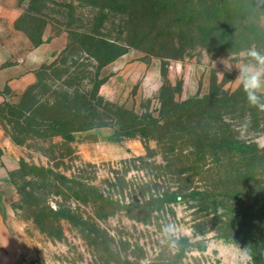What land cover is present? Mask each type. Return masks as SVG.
<instances>
[{
  "label": "rangeland",
  "instance_id": "obj_1",
  "mask_svg": "<svg viewBox=\"0 0 264 264\" xmlns=\"http://www.w3.org/2000/svg\"><path fill=\"white\" fill-rule=\"evenodd\" d=\"M185 1L18 0V13L11 20L0 19V39L5 42L0 43V53L5 65L24 67L32 52L51 44L55 51L44 62L50 63L68 45L69 32L91 34L92 39L84 37L82 42L118 43L128 48L100 72L106 80L99 96L108 103L156 117L162 103L209 94L212 81L222 98L225 94L230 97L240 88L234 82L238 70L233 67L228 72L219 61L252 45L264 52V0H205L211 5L233 6L231 11L237 10L238 20L208 27L207 37L199 40L194 39L191 28L177 29L173 16L168 22L162 20L172 4ZM167 25L172 33H163ZM151 29L153 35L148 36ZM74 35L71 38L80 41ZM73 58L90 64L85 62L88 56L80 52ZM43 64L33 67L31 81L27 77L16 88L6 90L7 100L0 106V211L8 231L7 242L3 239L1 246L9 251L10 262L231 264L238 246L250 250L251 264L254 257L264 264V162L247 164L234 152L211 148L198 154L186 147L174 159L156 154L144 168L124 173L128 166L124 161L145 156L146 147L156 150V143L144 145L136 138L115 142L110 139V128L76 133L73 143L22 131L14 106L35 84ZM216 71L223 72L224 78L218 79ZM93 74L91 67L79 71L85 78L80 87L85 93L91 89ZM37 99L44 101L49 95ZM224 103L219 104L220 114L213 118L211 133L253 145L264 153V112L251 107L245 97ZM217 157L233 162L215 169L211 160ZM9 159L10 165L15 162V170L24 163L81 179L119 205L99 202L88 206L68 197H52L48 203L51 211L60 204L79 217L78 221L57 219L41 204L36 210L38 201L29 194V187L10 174L15 170L8 178L4 176ZM117 179L123 180L122 188ZM180 190L188 196L152 212L149 218H130L129 210L124 209V199L128 204L136 198L141 204L150 195ZM169 224L180 227L178 243L163 232Z\"/></svg>",
  "mask_w": 264,
  "mask_h": 264
},
{
  "label": "trees",
  "instance_id": "obj_2",
  "mask_svg": "<svg viewBox=\"0 0 264 264\" xmlns=\"http://www.w3.org/2000/svg\"><path fill=\"white\" fill-rule=\"evenodd\" d=\"M22 1L20 0V3ZM204 1L187 0L183 3L172 4L171 10L166 11L162 20L168 22L173 16L177 29L191 28L190 32L196 33L193 37L197 40L207 37L208 27L221 26L222 22L232 25L238 20V17L235 16L237 10L231 11L233 6L211 5L210 1H206V3ZM229 9L230 11H228ZM222 18L227 19L222 21ZM155 20L156 16L153 24L156 22ZM167 30L172 33V28H168V25L163 33ZM152 32V29L149 30L148 36L153 35ZM68 35H70V40L62 53L52 62L44 63L41 66L36 73L35 84L23 93L20 102L14 106L18 113L17 125L22 131L38 134L45 139L60 137L64 141L73 143L76 133L110 128L113 131L110 139L115 142L136 138L140 139L144 145L150 141L156 143V150L146 147L145 156L124 161L123 164L128 165L124 173L131 168H144L156 154L170 156L174 159L179 155V151L186 147H191L198 154L211 148L234 152L238 154L240 162L247 164H251L253 160L259 163L264 162V153L258 151L255 146L211 133V124L215 121L213 118L220 114L219 104H225L224 101L246 98L242 88H239L230 97L225 94V97L222 98L212 81L210 93L202 98L170 102L169 104L162 103L156 117L148 111L137 114L123 106L108 103L99 96V89L106 80L100 76L101 70L121 57L128 48L118 43H83L84 37L92 39L91 34L84 33L79 36L69 32ZM73 35L79 37L80 41H75V38L73 40L71 38ZM175 48V46L171 47L173 50ZM76 52L87 55L88 58L85 59V62L90 64L79 63L78 59L80 60L81 57L75 60L73 55ZM88 67L92 68L94 74L89 78L91 89L85 93L80 88L85 78L80 77L79 71ZM49 80L50 82H48ZM57 83L58 85H55ZM41 95H49V99L44 101L37 99ZM211 162L216 169L231 165L230 162L233 160L228 161L217 157ZM233 164H237V162ZM115 173L117 174V172ZM10 174L12 177L19 176L20 180L29 187V194L38 201L36 210L41 209L39 208L41 204L43 205L42 209L47 208L57 219L78 221L79 217L72 214L70 210H65V207L60 204H58L57 210L51 211L48 203L52 197H68L74 202L88 206L96 205L99 202L119 205L117 201L114 202L112 198L104 197L97 192L96 188L84 183L81 179L70 178L44 166L22 163L17 170ZM116 181L122 188L123 180L117 179ZM26 189L27 187L23 188L22 192H25ZM141 195L145 196L144 193ZM187 196L186 191L180 190L179 192L150 195L141 204L136 198L135 202L128 204L124 199V209L129 210L130 218L139 219L146 218V216L149 218L152 212L159 211L165 205L177 203ZM101 209L103 210V207ZM253 264H260L257 260L255 261V257Z\"/></svg>",
  "mask_w": 264,
  "mask_h": 264
},
{
  "label": "clouds",
  "instance_id": "obj_3",
  "mask_svg": "<svg viewBox=\"0 0 264 264\" xmlns=\"http://www.w3.org/2000/svg\"><path fill=\"white\" fill-rule=\"evenodd\" d=\"M234 59L237 62L232 64L230 61ZM219 62L228 72H231L233 67L238 70L234 82L242 88L248 104L264 112V52L252 45L239 53H230L227 58H221ZM212 64L215 68L216 62L212 61ZM216 74L218 79L224 78L223 72L216 71ZM163 232L178 243L181 236L178 225L169 224L163 229ZM252 259L251 252L247 247L237 246L235 254L231 258V264H251ZM145 264H150V262L146 261Z\"/></svg>",
  "mask_w": 264,
  "mask_h": 264
},
{
  "label": "crops",
  "instance_id": "obj_4",
  "mask_svg": "<svg viewBox=\"0 0 264 264\" xmlns=\"http://www.w3.org/2000/svg\"><path fill=\"white\" fill-rule=\"evenodd\" d=\"M20 7L18 6V0H0V19L11 20L14 17ZM10 22V21H8ZM0 43H5L0 39ZM54 43V41H51ZM55 49L52 45H45L40 49H36L34 52L30 54L28 58L24 61V67L16 66V65H5L1 53H0V106L7 100L6 97V90L16 88V84L18 81L26 80L27 77L32 79V71L33 67H38L39 65L43 64L48 60V58L52 55ZM28 68V70H27ZM2 146V140L0 135V149ZM8 163H5L7 166L6 171L4 170V176L8 178L9 172L15 170L16 164L12 162L13 165H10V159ZM1 152H0V193H1V186H2V163H1ZM7 229L5 228V224L3 222L1 211H0V264H14L10 262L9 251L2 250V240L7 242Z\"/></svg>",
  "mask_w": 264,
  "mask_h": 264
}]
</instances>
